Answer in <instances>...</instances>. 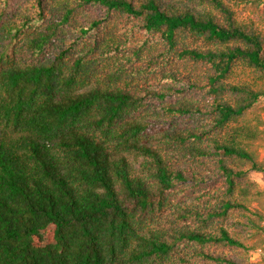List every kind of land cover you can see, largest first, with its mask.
<instances>
[{
  "label": "trees",
  "instance_id": "obj_1",
  "mask_svg": "<svg viewBox=\"0 0 264 264\" xmlns=\"http://www.w3.org/2000/svg\"><path fill=\"white\" fill-rule=\"evenodd\" d=\"M261 5L0 0V264H254Z\"/></svg>",
  "mask_w": 264,
  "mask_h": 264
},
{
  "label": "rangeland",
  "instance_id": "obj_2",
  "mask_svg": "<svg viewBox=\"0 0 264 264\" xmlns=\"http://www.w3.org/2000/svg\"><path fill=\"white\" fill-rule=\"evenodd\" d=\"M262 9L264 7V0H262ZM238 17L240 20L243 19H250L253 16V13L250 11V9L244 7L243 5L238 6ZM262 105H264V99L261 102ZM254 180H256L262 187H264V178L261 173H255L253 174Z\"/></svg>",
  "mask_w": 264,
  "mask_h": 264
},
{
  "label": "built area",
  "instance_id": "obj_3",
  "mask_svg": "<svg viewBox=\"0 0 264 264\" xmlns=\"http://www.w3.org/2000/svg\"><path fill=\"white\" fill-rule=\"evenodd\" d=\"M263 258H264V247L254 251L252 256V261L254 264H257V262L262 260Z\"/></svg>",
  "mask_w": 264,
  "mask_h": 264
}]
</instances>
